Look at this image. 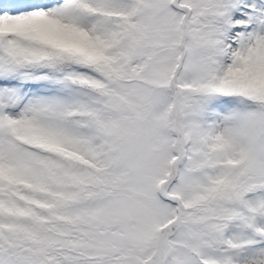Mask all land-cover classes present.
Segmentation results:
<instances>
[{
    "label": "snow or ice",
    "instance_id": "6c2138e0",
    "mask_svg": "<svg viewBox=\"0 0 264 264\" xmlns=\"http://www.w3.org/2000/svg\"><path fill=\"white\" fill-rule=\"evenodd\" d=\"M0 264H264V0H0Z\"/></svg>",
    "mask_w": 264,
    "mask_h": 264
}]
</instances>
